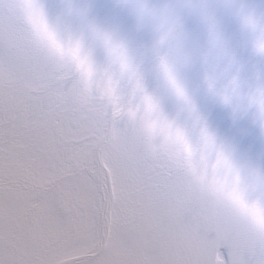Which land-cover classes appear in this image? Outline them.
<instances>
[{
  "label": "snow or ice",
  "instance_id": "obj_1",
  "mask_svg": "<svg viewBox=\"0 0 264 264\" xmlns=\"http://www.w3.org/2000/svg\"><path fill=\"white\" fill-rule=\"evenodd\" d=\"M121 3L0 0V264H264V155L197 99L264 135V0Z\"/></svg>",
  "mask_w": 264,
  "mask_h": 264
},
{
  "label": "rangeland",
  "instance_id": "obj_2",
  "mask_svg": "<svg viewBox=\"0 0 264 264\" xmlns=\"http://www.w3.org/2000/svg\"><path fill=\"white\" fill-rule=\"evenodd\" d=\"M109 1L78 0L80 3L91 4L93 14L102 23L115 25L127 33L135 34V17L122 5L121 0H113L115 2L111 3V10L108 12ZM105 2L108 3L107 8L104 9L106 6ZM250 2L258 4L261 0H250ZM48 3L54 14L61 0H48ZM225 27L230 33L236 32V26L229 17H225ZM190 84L194 90L197 88V81L194 75L190 78ZM197 99L210 126L222 139L237 143L244 152L253 156L264 155V135L261 134L258 125L250 116L234 117L231 108L212 99L202 91H197ZM170 135H175V133H170ZM183 147L185 152L190 153L191 148L189 145L183 144Z\"/></svg>",
  "mask_w": 264,
  "mask_h": 264
},
{
  "label": "bare ground",
  "instance_id": "obj_3",
  "mask_svg": "<svg viewBox=\"0 0 264 264\" xmlns=\"http://www.w3.org/2000/svg\"><path fill=\"white\" fill-rule=\"evenodd\" d=\"M109 2H110V3L105 2L106 6L104 7V9L107 8V3H108V12H110V10H111V6H112L111 3H112V2L114 3L115 1L110 0Z\"/></svg>",
  "mask_w": 264,
  "mask_h": 264
}]
</instances>
